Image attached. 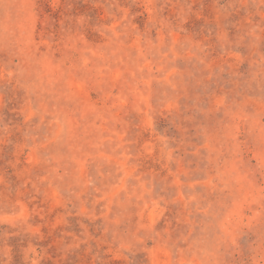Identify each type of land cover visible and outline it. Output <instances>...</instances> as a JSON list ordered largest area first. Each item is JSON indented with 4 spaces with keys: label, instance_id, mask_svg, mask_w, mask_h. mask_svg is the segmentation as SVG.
<instances>
[{
    "label": "rangeland",
    "instance_id": "rangeland-1",
    "mask_svg": "<svg viewBox=\"0 0 264 264\" xmlns=\"http://www.w3.org/2000/svg\"><path fill=\"white\" fill-rule=\"evenodd\" d=\"M0 264H264V0H0Z\"/></svg>",
    "mask_w": 264,
    "mask_h": 264
}]
</instances>
